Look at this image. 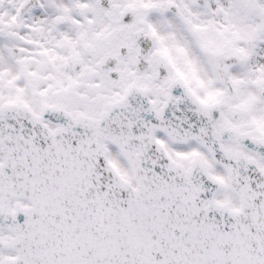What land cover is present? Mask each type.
<instances>
[{"label":"snow or ice","instance_id":"obj_1","mask_svg":"<svg viewBox=\"0 0 264 264\" xmlns=\"http://www.w3.org/2000/svg\"><path fill=\"white\" fill-rule=\"evenodd\" d=\"M0 264H264V0H0Z\"/></svg>","mask_w":264,"mask_h":264}]
</instances>
